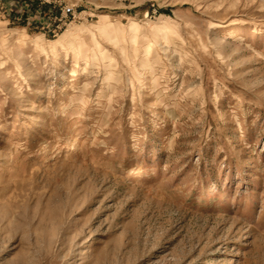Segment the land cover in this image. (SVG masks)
Instances as JSON below:
<instances>
[{
  "label": "rangeland",
  "instance_id": "rangeland-1",
  "mask_svg": "<svg viewBox=\"0 0 264 264\" xmlns=\"http://www.w3.org/2000/svg\"><path fill=\"white\" fill-rule=\"evenodd\" d=\"M0 264H264V0H0Z\"/></svg>",
  "mask_w": 264,
  "mask_h": 264
},
{
  "label": "built area",
  "instance_id": "built-area-1",
  "mask_svg": "<svg viewBox=\"0 0 264 264\" xmlns=\"http://www.w3.org/2000/svg\"><path fill=\"white\" fill-rule=\"evenodd\" d=\"M70 11H71V9L67 8L64 13L67 14V13H70Z\"/></svg>",
  "mask_w": 264,
  "mask_h": 264
}]
</instances>
